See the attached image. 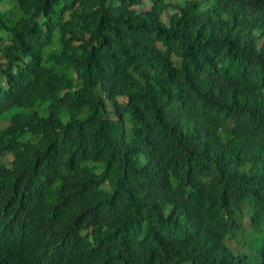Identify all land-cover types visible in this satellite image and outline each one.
Returning a JSON list of instances; mask_svg holds the SVG:
<instances>
[{
	"label": "trees",
	"instance_id": "trees-1",
	"mask_svg": "<svg viewBox=\"0 0 264 264\" xmlns=\"http://www.w3.org/2000/svg\"><path fill=\"white\" fill-rule=\"evenodd\" d=\"M149 1L0 0L11 264H264V0Z\"/></svg>",
	"mask_w": 264,
	"mask_h": 264
},
{
	"label": "rangeland",
	"instance_id": "rangeland-1",
	"mask_svg": "<svg viewBox=\"0 0 264 264\" xmlns=\"http://www.w3.org/2000/svg\"><path fill=\"white\" fill-rule=\"evenodd\" d=\"M175 1L176 0H170V2L172 3H174ZM166 2L168 3V1ZM150 8H151L150 1L143 0V3L135 7L134 9L136 12H142V11H147ZM261 229L262 227H260L258 231H254L250 219V212L244 204L242 210L241 229L237 233H235V236L230 242V244L233 247L238 248L239 250L232 249L230 245L227 243V241H226V245L234 254L246 255L250 258H254L256 256L255 249L259 247L261 239L262 240L264 239V235L260 232Z\"/></svg>",
	"mask_w": 264,
	"mask_h": 264
},
{
	"label": "clouds",
	"instance_id": "clouds-1",
	"mask_svg": "<svg viewBox=\"0 0 264 264\" xmlns=\"http://www.w3.org/2000/svg\"><path fill=\"white\" fill-rule=\"evenodd\" d=\"M243 210V209H242ZM242 219V213L240 216V222ZM22 219H0V240L2 241L3 244V253H2V259L0 260V264H11L13 260H20L22 257L18 254L16 248H15V243L18 239L17 235V226L18 223ZM240 229H241V223H240ZM259 229L257 228L258 231ZM12 231L11 237H9L8 232ZM239 231V230H238ZM238 231L234 232L233 228L230 230L228 235L224 239V245L225 247L233 254L236 256H244L247 257L250 261L253 263H256L258 261V251L260 250L261 246L257 249H255L256 256L254 258H250L246 255H241V254H234L226 245L227 243L230 245L232 249L237 250L238 248L233 247L230 242L235 236V233ZM262 241V239H261ZM261 243V242H260ZM239 250V249H238Z\"/></svg>",
	"mask_w": 264,
	"mask_h": 264
}]
</instances>
